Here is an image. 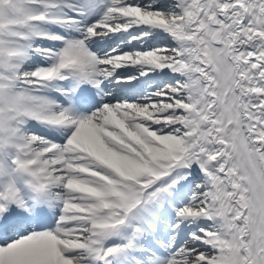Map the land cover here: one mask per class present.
<instances>
[{
	"label": "snow or ice",
	"instance_id": "1",
	"mask_svg": "<svg viewBox=\"0 0 264 264\" xmlns=\"http://www.w3.org/2000/svg\"><path fill=\"white\" fill-rule=\"evenodd\" d=\"M0 264H264V0H0Z\"/></svg>",
	"mask_w": 264,
	"mask_h": 264
}]
</instances>
